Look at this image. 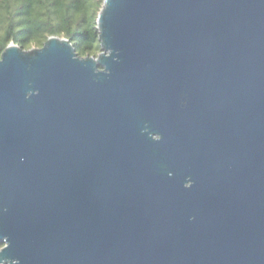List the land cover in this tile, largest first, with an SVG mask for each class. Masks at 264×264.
<instances>
[{
    "label": "water",
    "instance_id": "obj_1",
    "mask_svg": "<svg viewBox=\"0 0 264 264\" xmlns=\"http://www.w3.org/2000/svg\"><path fill=\"white\" fill-rule=\"evenodd\" d=\"M99 10L1 53L0 264H264V0Z\"/></svg>",
    "mask_w": 264,
    "mask_h": 264
},
{
    "label": "trees",
    "instance_id": "obj_2",
    "mask_svg": "<svg viewBox=\"0 0 264 264\" xmlns=\"http://www.w3.org/2000/svg\"><path fill=\"white\" fill-rule=\"evenodd\" d=\"M103 0H0V56L11 41L41 46L65 36L81 56L101 51L97 19ZM2 244L0 243V246Z\"/></svg>",
    "mask_w": 264,
    "mask_h": 264
}]
</instances>
